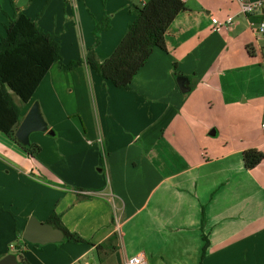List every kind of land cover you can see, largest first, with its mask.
<instances>
[{
  "label": "crops",
  "instance_id": "obj_1",
  "mask_svg": "<svg viewBox=\"0 0 264 264\" xmlns=\"http://www.w3.org/2000/svg\"><path fill=\"white\" fill-rule=\"evenodd\" d=\"M183 1L166 49L154 51L131 90L87 65L56 63L24 113L38 103L54 133L31 135L40 153L28 155L0 131V260L101 264L96 248L117 234L119 250L102 264L137 255L146 264H264V160L252 170L244 162L249 150L264 154V8L245 15L239 0ZM146 2L0 0V39L15 6L57 37L68 64L85 58L108 16L94 47L102 63ZM229 19L213 30L214 20ZM54 213L85 242L24 240L32 217L47 223Z\"/></svg>",
  "mask_w": 264,
  "mask_h": 264
},
{
  "label": "trees",
  "instance_id": "obj_2",
  "mask_svg": "<svg viewBox=\"0 0 264 264\" xmlns=\"http://www.w3.org/2000/svg\"><path fill=\"white\" fill-rule=\"evenodd\" d=\"M15 15L5 26L6 35L0 39V131L35 157L41 151L37 145L22 146L16 131L24 119L22 105H28L45 79L50 69L60 63L65 70H73L87 65L104 81L117 89L131 90L138 73L146 66L156 49H166V34L178 17L187 10L183 0H149L141 7L135 6L136 20L128 26L127 33L114 53L104 62L97 59L95 48L101 42V35L111 27L110 17H104L96 23L94 30L95 46L85 58L63 64L61 44L53 34L43 31L34 21L21 13L15 6ZM252 46L248 49L251 51ZM253 55V53H251ZM264 160L263 152L249 150L244 154L245 167L252 170ZM48 224L65 234V241L76 244L84 239L70 232L63 224L60 215L54 213ZM205 212L203 211V225ZM117 234L96 248L100 263L119 250ZM205 245L202 260L205 259L209 240L204 236ZM21 264H28L22 257ZM203 264V263H202Z\"/></svg>",
  "mask_w": 264,
  "mask_h": 264
},
{
  "label": "water",
  "instance_id": "obj_3",
  "mask_svg": "<svg viewBox=\"0 0 264 264\" xmlns=\"http://www.w3.org/2000/svg\"><path fill=\"white\" fill-rule=\"evenodd\" d=\"M149 0H147L148 2ZM178 84L182 93L190 91L189 80L185 76L178 78ZM48 133L54 135L49 131V126L41 112L38 103H35L24 117L20 126L16 131V138L18 142L26 147L31 145L30 137L34 133ZM26 242L33 245H47L57 244L65 241V234L62 230L55 228L48 223H42L37 218L32 217L23 234ZM0 264H21L18 258L11 254L0 260Z\"/></svg>",
  "mask_w": 264,
  "mask_h": 264
},
{
  "label": "built area",
  "instance_id": "obj_4",
  "mask_svg": "<svg viewBox=\"0 0 264 264\" xmlns=\"http://www.w3.org/2000/svg\"><path fill=\"white\" fill-rule=\"evenodd\" d=\"M241 6V12L245 15L256 14L264 8V0H258L256 2H249L247 0H239ZM232 25V19L224 22L214 20L213 30L221 32L225 27ZM258 33L264 37V22L261 23ZM264 127V126H263ZM14 249V247H11ZM125 264H146L142 255H137L126 260Z\"/></svg>",
  "mask_w": 264,
  "mask_h": 264
},
{
  "label": "rangeland",
  "instance_id": "obj_5",
  "mask_svg": "<svg viewBox=\"0 0 264 264\" xmlns=\"http://www.w3.org/2000/svg\"><path fill=\"white\" fill-rule=\"evenodd\" d=\"M260 39H261V45H263V55H264V37L263 36H260ZM264 65V64H263ZM16 101H17V103L21 106V107H23V109H24V113H25V111H26V106L25 105H22L21 104V102L18 100V99H16ZM207 111L208 112H211V109H208L207 108ZM212 116H215L216 114H217V111L216 110H212ZM34 138V137H33ZM31 141V144H32V139L30 140ZM55 148V146H52V148H50V149H47V150H52V149H54ZM122 240H123V237H122ZM119 241V240H118Z\"/></svg>",
  "mask_w": 264,
  "mask_h": 264
}]
</instances>
